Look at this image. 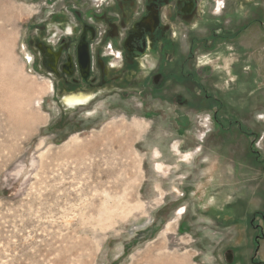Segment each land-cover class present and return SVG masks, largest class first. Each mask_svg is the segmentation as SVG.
<instances>
[{
	"label": "rangeland",
	"instance_id": "1",
	"mask_svg": "<svg viewBox=\"0 0 264 264\" xmlns=\"http://www.w3.org/2000/svg\"><path fill=\"white\" fill-rule=\"evenodd\" d=\"M43 1L0 0L3 13L19 12L0 17V264H253L249 218L264 206V0L210 7L232 36L196 51L208 92L176 86L165 98L137 77L129 92L89 90L92 103L75 110L34 61L28 38ZM225 198L234 204L219 220L204 203L225 210Z\"/></svg>",
	"mask_w": 264,
	"mask_h": 264
},
{
	"label": "flooded vegetation",
	"instance_id": "2",
	"mask_svg": "<svg viewBox=\"0 0 264 264\" xmlns=\"http://www.w3.org/2000/svg\"><path fill=\"white\" fill-rule=\"evenodd\" d=\"M217 5L218 0H44L28 39L33 43L38 70H46L53 78L52 89L58 99L62 91L67 94L63 99L70 109L68 97H89L87 104L75 110L92 103L98 91H131L137 77H141L143 91L161 97L166 98L164 92L176 86L191 87L201 96L208 90H204L196 68V51L201 43L214 49L217 39L227 36L230 40L232 36L225 21L209 17L210 7L215 11ZM46 9L47 18L41 20ZM216 21L219 29H215ZM203 27L207 31L204 37L200 34ZM146 61L152 66L148 68ZM225 63L226 67L233 65ZM143 66L147 72L142 71ZM225 199V210H219V203L212 209L219 220L234 204L231 198ZM262 207L249 218V225L257 231L253 264H264ZM246 212H250L249 206Z\"/></svg>",
	"mask_w": 264,
	"mask_h": 264
},
{
	"label": "bare ground",
	"instance_id": "3",
	"mask_svg": "<svg viewBox=\"0 0 264 264\" xmlns=\"http://www.w3.org/2000/svg\"><path fill=\"white\" fill-rule=\"evenodd\" d=\"M9 9H10V11H9L10 13H7V14L3 13L2 11H0V17L3 16V18H5L4 19L5 21L9 20V18H11L13 15H16V14L19 13L18 12V8L16 6H14V5L9 6ZM11 10L13 12H11ZM88 101H89V97L86 96V95L72 96V97L66 98V102L70 105V107L72 109L76 108L79 105L87 104ZM25 102H28V101L26 100ZM153 264H189V262H187V261H185L184 259H181V258L180 259H170L169 257H163V259H158L157 261L154 260Z\"/></svg>",
	"mask_w": 264,
	"mask_h": 264
},
{
	"label": "crops",
	"instance_id": "4",
	"mask_svg": "<svg viewBox=\"0 0 264 264\" xmlns=\"http://www.w3.org/2000/svg\"><path fill=\"white\" fill-rule=\"evenodd\" d=\"M220 199V198H219ZM217 200V199H216ZM218 203H219V200H217V201H215V202H205L204 203V205H207V206H209L210 208H212V209H214L215 207H217V205H218ZM220 204V203H219Z\"/></svg>",
	"mask_w": 264,
	"mask_h": 264
}]
</instances>
